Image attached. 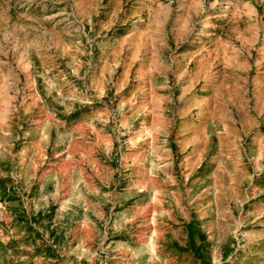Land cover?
<instances>
[{"label": "rangeland", "instance_id": "obj_1", "mask_svg": "<svg viewBox=\"0 0 264 264\" xmlns=\"http://www.w3.org/2000/svg\"><path fill=\"white\" fill-rule=\"evenodd\" d=\"M0 264H264V0H0Z\"/></svg>", "mask_w": 264, "mask_h": 264}]
</instances>
